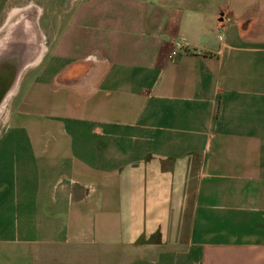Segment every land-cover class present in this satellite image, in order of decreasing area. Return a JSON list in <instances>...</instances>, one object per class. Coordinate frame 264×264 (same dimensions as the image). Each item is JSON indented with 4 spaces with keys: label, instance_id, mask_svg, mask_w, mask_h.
<instances>
[{
    "label": "crops",
    "instance_id": "1",
    "mask_svg": "<svg viewBox=\"0 0 264 264\" xmlns=\"http://www.w3.org/2000/svg\"><path fill=\"white\" fill-rule=\"evenodd\" d=\"M22 11L0 264H264V0H0V34Z\"/></svg>",
    "mask_w": 264,
    "mask_h": 264
},
{
    "label": "rangeland",
    "instance_id": "2",
    "mask_svg": "<svg viewBox=\"0 0 264 264\" xmlns=\"http://www.w3.org/2000/svg\"><path fill=\"white\" fill-rule=\"evenodd\" d=\"M42 28H44L43 20H41V25H38L37 21L34 18L29 17V13L27 11L19 12L16 17L12 18L9 21L8 25L1 31L0 50L4 49L8 42L16 39L21 41L22 38L26 36L30 44L29 58L31 60L33 57L37 56L41 45L45 42V35L42 33ZM27 30L28 33H25V31ZM35 64L30 65L31 67L27 66L23 73H27L29 70H33V68H35L34 66H36ZM13 94L14 93L10 92V95L8 94L9 96L5 98L0 106V128L6 121Z\"/></svg>",
    "mask_w": 264,
    "mask_h": 264
},
{
    "label": "water",
    "instance_id": "3",
    "mask_svg": "<svg viewBox=\"0 0 264 264\" xmlns=\"http://www.w3.org/2000/svg\"><path fill=\"white\" fill-rule=\"evenodd\" d=\"M25 33H28V30ZM25 38L26 36L21 41L16 39L8 42L6 47L0 50V106L30 60V44Z\"/></svg>",
    "mask_w": 264,
    "mask_h": 264
},
{
    "label": "bare ground",
    "instance_id": "4",
    "mask_svg": "<svg viewBox=\"0 0 264 264\" xmlns=\"http://www.w3.org/2000/svg\"><path fill=\"white\" fill-rule=\"evenodd\" d=\"M44 51H45V45L43 43L41 45V47H40V50H39L37 56L33 57L30 61H28L27 65L30 66L31 64L37 63L40 60V58H41L42 54L44 53ZM12 90L10 91L11 93H12ZM10 92H9V95H10ZM9 95H7V96H9ZM11 97H12V95H11Z\"/></svg>",
    "mask_w": 264,
    "mask_h": 264
}]
</instances>
